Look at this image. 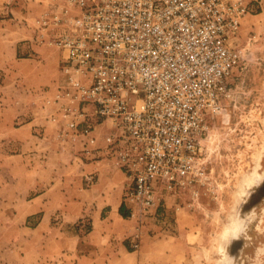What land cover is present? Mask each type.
Instances as JSON below:
<instances>
[{
	"label": "built area",
	"instance_id": "obj_1",
	"mask_svg": "<svg viewBox=\"0 0 264 264\" xmlns=\"http://www.w3.org/2000/svg\"><path fill=\"white\" fill-rule=\"evenodd\" d=\"M257 2L50 0L36 20L41 41L60 52L47 99L54 138L125 174L134 250L170 200L176 213L193 210L206 142L235 102L246 59L239 29Z\"/></svg>",
	"mask_w": 264,
	"mask_h": 264
},
{
	"label": "rangeland",
	"instance_id": "obj_2",
	"mask_svg": "<svg viewBox=\"0 0 264 264\" xmlns=\"http://www.w3.org/2000/svg\"><path fill=\"white\" fill-rule=\"evenodd\" d=\"M49 2L0 0V264H60L63 260L61 246L45 237L57 222H46L45 226L40 212L29 216V201L41 192L35 190V182H45L49 177L43 170L48 166L33 159L39 142L32 138L30 122L44 124L35 128L55 144L57 153L67 148L73 153L70 144L54 138L48 119L47 99L54 94L60 76V52L41 41L36 20ZM256 5L259 11L247 15L239 29L238 43L246 59L235 77V102L223 121L215 124L206 142V172L193 210L186 207L176 213L170 200L166 219L161 217L143 227L151 236L169 238L178 233L180 220L193 250L190 256L174 253V264H204L199 249L214 231L212 214L223 206L235 177L251 166L249 157L264 148V0ZM36 169L43 171L37 173ZM250 211L254 220L248 242L241 238L230 248L239 264H247L255 247L264 245V184L244 205L243 213ZM74 226L66 224L55 232L71 233ZM72 256L74 260L76 252ZM170 259L167 256L166 262Z\"/></svg>",
	"mask_w": 264,
	"mask_h": 264
},
{
	"label": "crops",
	"instance_id": "obj_3",
	"mask_svg": "<svg viewBox=\"0 0 264 264\" xmlns=\"http://www.w3.org/2000/svg\"><path fill=\"white\" fill-rule=\"evenodd\" d=\"M35 125L44 124L30 122L32 138L39 142L33 159L43 167L48 166L43 170L49 177L45 182H35V190L41 192L29 201V216L40 212L45 226L46 222H57L49 230L46 227L45 237L53 238V243L61 246L60 264H174V253L190 256L193 247L179 219L178 233L169 238L151 236L143 228L141 248L134 250L136 222L123 203L125 174L109 162H83L69 153L68 148L57 153L55 144L38 134ZM88 174L94 177L91 183L86 180ZM66 224H76L74 232H55ZM73 252H76L74 260ZM167 256L171 259L166 262Z\"/></svg>",
	"mask_w": 264,
	"mask_h": 264
},
{
	"label": "clouds",
	"instance_id": "obj_4",
	"mask_svg": "<svg viewBox=\"0 0 264 264\" xmlns=\"http://www.w3.org/2000/svg\"><path fill=\"white\" fill-rule=\"evenodd\" d=\"M249 159L251 166L235 177L223 206L212 214L214 231L207 244L199 249V259L204 264H239L230 254V248L241 238L248 242L254 215L251 211L243 213V207L264 184V148L257 149ZM247 264H264V245L255 247Z\"/></svg>",
	"mask_w": 264,
	"mask_h": 264
},
{
	"label": "trees",
	"instance_id": "obj_5",
	"mask_svg": "<svg viewBox=\"0 0 264 264\" xmlns=\"http://www.w3.org/2000/svg\"><path fill=\"white\" fill-rule=\"evenodd\" d=\"M258 11H259V9H257L255 13H257Z\"/></svg>",
	"mask_w": 264,
	"mask_h": 264
}]
</instances>
